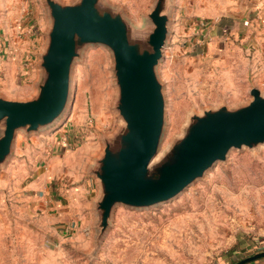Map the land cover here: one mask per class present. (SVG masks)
Segmentation results:
<instances>
[{
	"label": "rangeland",
	"instance_id": "374dc122",
	"mask_svg": "<svg viewBox=\"0 0 264 264\" xmlns=\"http://www.w3.org/2000/svg\"><path fill=\"white\" fill-rule=\"evenodd\" d=\"M0 0V98L38 97L53 18L48 2ZM172 18L155 67L165 102L161 159H178L198 118L264 97V0H165ZM160 0H99L147 40ZM168 5V3H167ZM198 21L209 23L201 30ZM144 52V50H141ZM67 106L36 132L20 129L0 163V264H235L264 252V142L231 149L224 161L171 200L116 204L105 220L99 174L106 149L124 147L126 123L113 51L78 41ZM4 124H0V138Z\"/></svg>",
	"mask_w": 264,
	"mask_h": 264
},
{
	"label": "water",
	"instance_id": "95a60500",
	"mask_svg": "<svg viewBox=\"0 0 264 264\" xmlns=\"http://www.w3.org/2000/svg\"><path fill=\"white\" fill-rule=\"evenodd\" d=\"M99 0H81L76 6L49 1L53 18L49 43L42 56L46 74L36 99L22 102L0 98V163L11 153L20 129L36 132L57 120L64 112L70 95L71 66L77 43L102 44L115 57L120 87V113L126 123L124 147L117 153L106 149L99 178L106 195L101 207L105 220L116 204L144 208L164 203L195 180L216 162L224 161L231 149L251 147L264 142V97L252 89V102L237 111L222 108L198 118L184 139L181 156L164 166L158 179L147 178L157 156L165 118V102L155 67L163 57L171 16L165 11L169 1L160 0L149 15L154 27L147 40L131 43L128 22L119 13L98 10ZM168 3V5H167ZM144 50V52H141ZM264 259V252L236 264Z\"/></svg>",
	"mask_w": 264,
	"mask_h": 264
},
{
	"label": "crops",
	"instance_id": "0c3cea01",
	"mask_svg": "<svg viewBox=\"0 0 264 264\" xmlns=\"http://www.w3.org/2000/svg\"><path fill=\"white\" fill-rule=\"evenodd\" d=\"M256 3H254L251 7L253 9H258L261 5V2L260 0H255ZM206 32H207V29H206ZM250 264H264V259L263 260H259V261H256V262H253V263H250Z\"/></svg>",
	"mask_w": 264,
	"mask_h": 264
},
{
	"label": "built area",
	"instance_id": "2783aa9c",
	"mask_svg": "<svg viewBox=\"0 0 264 264\" xmlns=\"http://www.w3.org/2000/svg\"><path fill=\"white\" fill-rule=\"evenodd\" d=\"M194 27H199L201 30H204L209 27V23L204 21H198V23L194 24Z\"/></svg>",
	"mask_w": 264,
	"mask_h": 264
},
{
	"label": "bare ground",
	"instance_id": "6f19581e",
	"mask_svg": "<svg viewBox=\"0 0 264 264\" xmlns=\"http://www.w3.org/2000/svg\"><path fill=\"white\" fill-rule=\"evenodd\" d=\"M161 158H162L161 155L156 156V157L153 159L152 163H151V167L154 168L155 165L157 164V162H158ZM161 160H162V159H161Z\"/></svg>",
	"mask_w": 264,
	"mask_h": 264
},
{
	"label": "trees",
	"instance_id": "16d2710c",
	"mask_svg": "<svg viewBox=\"0 0 264 264\" xmlns=\"http://www.w3.org/2000/svg\"><path fill=\"white\" fill-rule=\"evenodd\" d=\"M236 264V263H235Z\"/></svg>",
	"mask_w": 264,
	"mask_h": 264
}]
</instances>
